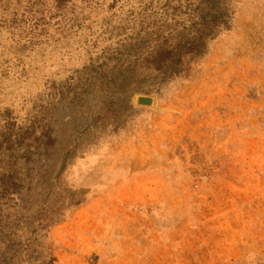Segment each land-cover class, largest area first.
<instances>
[{
	"label": "rangeland",
	"instance_id": "obj_1",
	"mask_svg": "<svg viewBox=\"0 0 264 264\" xmlns=\"http://www.w3.org/2000/svg\"><path fill=\"white\" fill-rule=\"evenodd\" d=\"M0 185V264H264V0H0Z\"/></svg>",
	"mask_w": 264,
	"mask_h": 264
},
{
	"label": "trees",
	"instance_id": "obj_2",
	"mask_svg": "<svg viewBox=\"0 0 264 264\" xmlns=\"http://www.w3.org/2000/svg\"><path fill=\"white\" fill-rule=\"evenodd\" d=\"M208 6L210 8H213L215 6V3H208ZM220 25H214L211 27L210 23L207 21L202 22V29H200L199 35L194 38L190 43L186 50L184 51H177L176 54L171 55V52L166 51L165 55L163 56L162 53L157 54V64L162 65L163 61L169 60L170 62H173L175 59H178L180 61L183 57V55L189 54L193 56H201L204 53V46H205V39L206 38H213L215 33H217L218 27ZM1 186V185H0ZM0 191V197H1ZM50 228V227H49ZM49 229L47 230V238L50 240L52 237L48 234ZM50 254L47 260L40 262V264H52L54 261L53 251L50 250Z\"/></svg>",
	"mask_w": 264,
	"mask_h": 264
},
{
	"label": "crops",
	"instance_id": "obj_3",
	"mask_svg": "<svg viewBox=\"0 0 264 264\" xmlns=\"http://www.w3.org/2000/svg\"><path fill=\"white\" fill-rule=\"evenodd\" d=\"M57 249H59L60 251H65V252H67L68 250L67 249H65V248H63L62 247V245H60L59 246V248H57ZM79 256H81V255H79ZM58 254H57V256H56V259L53 261V263L52 264H70V263H66L65 261H59L58 260ZM78 259L79 260H76V262H75V264H84V260H82V259H80L79 257H78ZM86 263V262H85Z\"/></svg>",
	"mask_w": 264,
	"mask_h": 264
},
{
	"label": "water",
	"instance_id": "obj_4",
	"mask_svg": "<svg viewBox=\"0 0 264 264\" xmlns=\"http://www.w3.org/2000/svg\"><path fill=\"white\" fill-rule=\"evenodd\" d=\"M137 100L139 104H150L151 103V99L147 97H138Z\"/></svg>",
	"mask_w": 264,
	"mask_h": 264
}]
</instances>
